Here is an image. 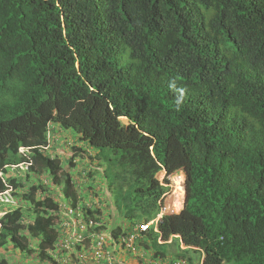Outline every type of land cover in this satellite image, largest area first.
Wrapping results in <instances>:
<instances>
[{
  "label": "trees",
  "instance_id": "16d2710c",
  "mask_svg": "<svg viewBox=\"0 0 264 264\" xmlns=\"http://www.w3.org/2000/svg\"><path fill=\"white\" fill-rule=\"evenodd\" d=\"M49 125L96 149L106 176L107 160L117 167L108 185L137 223L184 175L183 210L134 242L151 260L264 264V0H0V196L26 205L0 216V264H16L8 245L61 264L57 204L30 182L71 191L39 152ZM20 147L32 150L24 176L10 170Z\"/></svg>",
  "mask_w": 264,
  "mask_h": 264
},
{
  "label": "built area",
  "instance_id": "2783aa9c",
  "mask_svg": "<svg viewBox=\"0 0 264 264\" xmlns=\"http://www.w3.org/2000/svg\"><path fill=\"white\" fill-rule=\"evenodd\" d=\"M24 154V150H19ZM26 157V153L24 154ZM21 168V165H19ZM75 167L74 169H76ZM76 171V170H75ZM79 172V169L77 168ZM83 176L87 171L82 172ZM46 198L57 204L56 231L59 242L53 246L51 256L61 264H128L127 258L134 257L136 264H151L134 242L147 231L149 224L127 222L116 225L121 232L113 236L108 209H101L97 198L91 202L80 199L76 204L65 199L60 187L44 182ZM96 191H93L95 196ZM106 194V193H105ZM91 215H90V214ZM161 264V263H156Z\"/></svg>",
  "mask_w": 264,
  "mask_h": 264
},
{
  "label": "clouds",
  "instance_id": "9594fccd",
  "mask_svg": "<svg viewBox=\"0 0 264 264\" xmlns=\"http://www.w3.org/2000/svg\"><path fill=\"white\" fill-rule=\"evenodd\" d=\"M20 149L24 150V154L26 153V157L24 156L23 153L19 151ZM31 151H32L31 148L20 147L18 149V153L21 155V157L24 158V161H22L21 163L17 165L10 166L11 167L10 170L14 174L23 175L28 170V167L31 166ZM39 152L48 155V157H50L51 159L57 158L60 160L61 168L58 174L61 175L62 173L63 175L64 174L67 175V178L69 179L70 186H71V191L67 193V191L64 189V185L62 186V184H55L50 180V178H45L43 175L37 176L35 174H30L31 183L40 181L42 184H44L45 189L43 191L41 190V192L38 191L36 194L39 198L45 197L43 196V194L46 193L47 191V187L44 182H50L60 187L65 199L72 200L74 204L80 201V199H78L80 197L81 199H86L88 200V202H91L92 199L98 195V192L100 191L101 186L97 184V181L98 180H100L101 182L104 181V177L106 175V166L104 165V162L98 158V154H97L98 151L90 147L86 141L81 140L77 136V134L73 132L71 129H62L59 126L57 127L54 125H49L48 130H47L46 145L39 148ZM61 157H63V160L61 159ZM77 162L80 163L79 166H77ZM19 165H21V168ZM75 167L79 169V172L77 171V168L74 169ZM85 171H87V175L83 176L82 172H85ZM161 172H163V175L165 178V172L163 170ZM73 174L76 175V179H73ZM172 176H179V178L182 177L181 178L182 183L185 181V177L181 172L173 174L171 176H167V180L171 179ZM159 183L163 185L164 180L162 182L159 181ZM81 186H84V187L86 186V188L81 190ZM102 187L105 188L104 190H105L106 196L109 198V196L112 194L109 185L105 187L102 184ZM168 188H169V182H168ZM180 189L181 190L183 189L184 191L183 193L185 194L184 202L182 203L181 201V208L179 210H174L173 212L166 213V214H177L181 210H183L184 204H185V197H186L184 183L182 185V188L180 186ZM93 191H96L95 196L93 195ZM64 192L66 193V195ZM160 209L161 210L155 219L148 221L146 223L142 222L143 225L149 224L147 227V230L150 228H153V230L157 232V229H156L157 221L164 214L163 210H165L164 208H162V205ZM56 212H57V208L54 213V228L55 229H56V219H57ZM108 217L111 219V214L109 212V209H108ZM125 220L126 222H123L121 224L124 225V223H127V222L129 223L130 221L133 223H137L129 218H125ZM137 224L140 225L141 223H137ZM117 225H120V224H117ZM168 242H171V240H169ZM158 243H163V242L160 239H158ZM180 248L184 249L182 245H180ZM142 253L145 254L146 259L151 261V264H156L158 262L161 264H164V261L151 260L149 255H147L145 252H142ZM127 263L136 264L135 258L134 257L127 258ZM174 264H184V262L176 261L174 262Z\"/></svg>",
  "mask_w": 264,
  "mask_h": 264
},
{
  "label": "rangeland",
  "instance_id": "374dc122",
  "mask_svg": "<svg viewBox=\"0 0 264 264\" xmlns=\"http://www.w3.org/2000/svg\"><path fill=\"white\" fill-rule=\"evenodd\" d=\"M123 122H125V119H122ZM107 154V153H106ZM111 157V156H110ZM61 159L63 160V157H61ZM107 165H108V171H107V176L109 177L110 174H113L114 172L118 171L117 167H114L112 164L109 163V161H106ZM80 163L77 162V166H79ZM104 165L106 166V164L104 163ZM105 175L104 177V181H97V184L99 186H101L100 191L98 192V195L94 198H97L98 202L100 203V207L102 210L104 209H108L109 208V212L111 214V226H116L117 224H121L123 222H126L125 217L122 215V208H117L116 204H115V199L113 197V194H111L109 196V198L106 196L105 194V188L102 187V184L107 187L108 186V178ZM157 179L162 182L164 180V175L163 172H160L157 174ZM73 179H76V175L73 174ZM169 182V190L168 192L164 195V199H163V203H162V208H164L165 210H163L164 214L166 213H171L174 210H178V205L184 202V196L185 194L183 193V189H182V198L180 199L179 202V188L181 186L182 188V179L179 178V176H172L171 179L168 180ZM96 184V183H95ZM86 186H81V190L85 189ZM110 193V192H109ZM10 207H14V208H21L23 210L26 209V205L21 201V199H18L17 197H13L9 192H7L6 194L0 196V216H2L4 213H6V210ZM124 226H129L128 223H124ZM32 243V242H30ZM31 247H33V243L31 244ZM166 250H169V252H173V254H175V252H177L176 247H165ZM171 250V251H170ZM7 252V259L13 263L16 264H37L36 259L34 258V256L28 257V256H22L20 254L19 251H14V249L11 248V246H7L6 251ZM2 252V253H5ZM187 256H192L191 252H187ZM21 255V256H20ZM166 263V262H165ZM164 263V264H165Z\"/></svg>",
  "mask_w": 264,
  "mask_h": 264
}]
</instances>
